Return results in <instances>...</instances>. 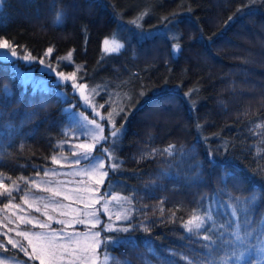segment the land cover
I'll return each instance as SVG.
<instances>
[{"label": "trees", "instance_id": "1", "mask_svg": "<svg viewBox=\"0 0 264 264\" xmlns=\"http://www.w3.org/2000/svg\"><path fill=\"white\" fill-rule=\"evenodd\" d=\"M145 12L137 21L142 26L132 23ZM171 13L174 26L163 20ZM177 32L182 49L173 55L169 36ZM0 38L37 58L49 47L53 61L71 54L80 81L100 86L98 103L111 98L125 108L126 119H115L124 125L114 152L119 167L108 170L104 185L130 198L124 222L130 230L101 235L119 241L101 247L115 264H187L184 256L202 257L204 264H224L226 256L227 264H264V240L255 233L208 249L183 227L209 203L225 223L235 197L254 196L253 227L264 220V127H258L264 125V0H1ZM109 38L123 48L106 52ZM26 67L0 59V180L21 186L11 196L20 202L26 181L55 165L72 121L66 106L83 107L53 76L45 84L21 76ZM123 91L131 100L121 104ZM107 105L105 113L112 110ZM169 145L176 146L173 155L140 159ZM5 197L0 253L39 264L7 243L9 227L25 224L4 207ZM223 239L234 237L225 232Z\"/></svg>", "mask_w": 264, "mask_h": 264}, {"label": "snow or ice", "instance_id": "2", "mask_svg": "<svg viewBox=\"0 0 264 264\" xmlns=\"http://www.w3.org/2000/svg\"><path fill=\"white\" fill-rule=\"evenodd\" d=\"M240 11V9H238ZM148 13H141L140 16L136 18V20L132 21V23L137 24V27L142 25L138 24L137 21L141 20L144 15ZM176 13H171L169 16L163 18L168 24L175 25L178 21H175ZM231 19V18H230ZM57 20H60V17H57ZM169 40L172 41V53L176 55L182 49V45L180 43V34L173 33L169 36ZM105 51L109 53L119 52L121 48H123V44L119 43L117 40L113 39L111 41V46L109 47L110 41L108 39L104 40ZM0 49L7 50L12 57H17V47L14 44L9 43L7 39L0 41ZM53 53V48L49 47L46 52L45 56H51ZM71 54L68 57L61 58L58 60L57 63L60 64L62 61L67 60L68 63L64 64L65 67H76L70 61ZM23 60H33L30 53L22 55L19 57ZM41 65L45 64L44 59H40L38 61ZM47 68L52 69V64L49 63L45 65ZM82 69L76 67V70L71 72L70 74H65L64 72H55V75L67 86L71 87L74 92L79 93V96L84 100L86 105V111H92L94 117H99L101 121H104L108 125V135H104V127L102 123H98L96 118L89 119L83 113L76 112L73 108L72 115L77 118L78 120V128L79 130L90 140L91 143H79L73 145V147L77 150L73 154L77 156V159L74 161L75 164H79L80 160L83 159L87 162L86 167L79 169V171L75 174L78 175H87L91 176L94 172H102L103 176H107L108 170L115 171L119 167V157L114 155L115 148L118 146L119 139L122 135L124 125L121 123L119 127L115 124L116 117H121L122 120L126 119V112L125 108L119 105H114L111 101V98L105 101V103L109 104L112 110L108 111L106 115L101 116L100 113L97 111V108H103L104 105H95L92 103L89 96H85V90H88L92 97L99 95L100 86L97 85L89 89L87 83H80L79 80L83 79L82 76H78V72H81ZM196 91L193 89L191 92L186 93L187 96H191L192 92ZM143 95V93H141ZM125 98L127 100H131V97L125 94ZM124 115H121V114ZM202 125L199 123L197 124V128H201ZM258 127H264V125H258ZM75 135V131L70 129L68 132L65 133L66 137ZM76 139H79V136H76ZM206 139V138H205ZM67 142V141H66ZM101 145V154L93 155V150L95 149L96 145ZM105 144H109L110 147H104ZM176 148L175 145H169L167 148L163 150L151 149L148 152H145L141 155L140 159H148L150 156L156 155L158 152H163L168 155L174 154V149ZM227 151V147L224 148ZM259 151V149H258ZM107 158V170H105V159ZM53 161L59 163L55 157H52ZM264 172V169H260ZM55 174V173H53ZM47 175V173L45 174ZM15 183V182H13ZM27 183V182H26ZM33 183H35L33 181ZM95 183L100 185L102 180H96ZM38 188L39 185H36ZM0 195H5L8 197L12 196V191L8 189L7 185L0 182ZM44 191L51 192L53 197L62 196L63 193L60 191H55L50 188H45ZM78 192L76 203H80L83 201V195L79 194L81 190H76ZM86 193H93L95 190L91 187L85 188L83 190ZM38 199H43L42 197H38ZM65 199H69L65 197ZM111 200L116 201L117 204L120 205L122 209V214L117 213L115 215V219L117 221L120 220H129L130 219V211L129 209L124 208V204L127 203L130 198L129 197H118L112 196ZM233 203H229L228 208L230 209L229 217L225 223H218L217 217L214 215L216 212V208L213 207L212 203H209L206 208L203 210L196 209L193 210L192 215L186 221H183L184 229L193 235L200 236L203 241L207 243L204 245L205 248L211 249L213 245H216L217 240L221 241V244L225 243H235V242H243L245 240L250 239L254 233L258 239L264 240V220L259 222V228L256 229L253 227V220L250 218V210L251 205L255 201V197H248V198H240L235 197ZM25 203H28L27 199L24 200ZM99 203V201H96ZM110 201H105L103 204V211L107 213L109 211L108 204ZM163 203V202H161ZM13 205L5 204V208L12 207ZM31 207V205H29ZM49 205H45L47 208ZM53 207H69V205H64L61 203H55L52 205ZM90 205H85V207H89ZM15 207H19V205H15ZM39 211V209H37ZM73 211H76L73 209ZM99 209H95L93 212L88 213L87 215L90 217L89 224L90 229L95 228L97 225L101 223L99 216L97 213ZM67 215L68 213H64ZM47 215V212H45ZM161 215H163V209H161ZM174 215V213H173ZM111 219V217H109ZM48 221L53 219L52 216L47 217ZM94 219L95 223H91V220ZM22 223L28 224L33 223L31 220H26L24 217H20ZM59 224H66L65 220H59ZM78 224H84L85 220L79 219L76 220ZM210 225V226H209ZM34 227L38 226L40 229H49L47 232H20L18 233L19 236L27 238L28 245L31 246V252L23 246L19 244V242L12 240L11 238L8 239L7 243L11 244L12 247L15 249L19 247V251L24 253L26 256L29 257L30 260H38L40 264H85V261H91V264H97L98 258L96 257L95 253L97 249L100 247L101 244L107 246L108 244L118 243V240H114L112 237H105L104 240L100 239L101 232L100 231H90L88 234L84 236V242H81L79 238L81 234L74 233L69 234L66 231H58L56 229H50L49 224L46 222H39L37 221ZM244 228L242 233L241 229ZM130 227H119L112 229L108 226H105L104 231H117V232H128ZM150 229L145 225L144 231H149ZM201 231H203V235L201 236ZM225 232H230L231 235L234 237L232 241H226L223 239ZM6 235V234H5ZM72 236H76L77 239H73ZM34 240L36 243H34ZM2 247V245H0ZM15 259V258H13ZM105 264H107L108 257L105 255ZM187 264H204V258H197L195 256L189 257L184 256L182 258ZM224 264H227L228 257H224ZM0 264H3V261H0Z\"/></svg>", "mask_w": 264, "mask_h": 264}, {"label": "rangeland", "instance_id": "3", "mask_svg": "<svg viewBox=\"0 0 264 264\" xmlns=\"http://www.w3.org/2000/svg\"><path fill=\"white\" fill-rule=\"evenodd\" d=\"M1 2V0H0ZM114 38H109L110 41L109 47L111 46V41ZM4 40V38H0V41ZM116 40V39H115ZM118 41V40H117ZM119 42V41H118ZM120 43V42H119ZM105 48V45H104ZM27 51H18L17 50V57H12L10 53L7 50L0 49V59L5 60H17L20 62H23L27 67L25 69L20 70L21 76H23L26 79L35 81L36 83H43L47 82V78L50 76H53L54 81L60 82L64 84L56 75L55 72H64L66 75L70 74L74 70H76V67H62L63 63H68L69 61L64 60L60 64L57 63L58 60H51L50 56H45L43 54L42 57L37 58L35 56H32L33 60H23L20 59L22 55L28 54ZM40 59H44L45 64L41 65L38 63ZM61 60V59H59ZM70 61L73 65H75V62L70 58ZM51 63L52 69L47 68L45 65ZM76 66V65H75ZM37 71L40 72V74H37ZM44 72V73H42ZM80 83V80L78 81ZM89 89L96 87V85H89ZM60 93L63 96V98L66 96V93L64 90L60 89ZM76 93V92H75ZM79 97L82 108L76 109L73 104L66 106V110L70 113L72 117V121L67 124L64 127V134L68 132L70 129L75 131V135L69 136L66 138H63L58 144H59V150L54 155L57 161L59 163L55 162V165L52 167L44 169V172L42 175H36L33 176L31 179L26 181L27 183V191L21 192V199L23 200L20 202L19 200H13L12 197H5L6 203L13 205L10 208H14L16 210V213L18 216H16V220L19 217H24L26 220H31L33 223L25 224V227L20 228H14L9 227L10 232H8L7 237L8 239L11 238L14 241L19 242V244L25 243V247L28 249L29 252H31V246L28 245L27 238L21 237L18 235L20 232H29V233H35V232H47L49 229H40L38 226L34 227L33 225L39 221V222H46L49 224L50 229H56L58 231H66L69 234L79 233L81 242H84V236L88 234L90 231H100L101 235L104 231L105 226H108L112 229L119 228V227H125L124 222L126 220H120L117 221L115 219V215L117 213L122 214V209L119 204L116 203V201L111 200L112 196H118V197H125L122 193H118L115 190H113L112 185H105L106 176L102 175V172H94L91 174V176L87 175H78L75 174L79 171V169H82L86 167L87 162L83 159L80 160V163L77 165L75 164V160L77 159V156H75L73 153L77 151L73 145L79 144V143H91L92 141L90 138L86 137L78 128V120L76 117L72 115V110L79 113H83L85 116H87L89 119L96 118L98 123H102L104 127V135H108V125L106 122L101 121L99 117H94L92 111H86V105L84 103V100L79 96V93H76ZM85 96H89L92 103L95 105H100L105 103L99 102L95 99V97H92L88 90H85ZM125 94L126 92L123 91V94H117V99L120 101L121 104L125 103ZM98 96V95H97ZM109 106V105H107ZM97 111L100 113L101 116L106 115L103 111V108H97ZM76 136H79V139H76ZM67 141V142H66ZM104 147H110V145H105ZM101 154V145L97 144L95 149L93 150V155H99ZM115 155V154H114ZM107 158L105 159V170H107ZM47 173V175H45ZM55 173V174H53ZM108 175V174H107ZM96 180H102V183L100 185H97L95 183ZM33 181L35 183H33ZM3 184H5L2 180H0ZM7 185L8 189L12 191V195L15 194V192L20 190V185L18 184H5ZM36 185H39L37 188ZM91 187L95 191L91 194L84 192L83 190L85 188ZM45 188H50L55 191H60L63 193L62 196L53 197L51 192L44 191ZM76 190H81L79 194L83 195V201L80 203H76L78 197V192ZM3 190H0L2 192ZM1 196V195H0ZM38 197H42L43 199H38ZM65 197H68L69 199H65ZM27 199L28 203H25L24 200ZM96 201H99V203H96ZM105 201H110L108 204L109 211L105 213L103 211V204ZM61 203L64 205H69V207H53L52 205L55 203ZM22 203V204H21ZM15 205H19V207H15ZM31 205V207L29 206ZM45 205H49L47 208H45ZM85 205H90L89 207H85ZM19 208H21L19 210ZM124 208L129 209V203L124 204ZM39 209V211H37ZM75 209L76 211H73ZM95 209H99L100 211L97 213L99 216V219L101 223L97 225L95 228L90 229L89 220L90 217L87 215L88 213L93 212ZM45 212H47V215H45ZM64 213H68L65 215ZM52 216L53 219L51 221H48L47 217ZM111 217V219L109 218ZM83 219L85 220L84 224H78L76 223V220ZM14 220V222L16 221ZM59 220H65L66 224L62 225L59 224ZM13 221V220H12ZM21 222V220H20ZM22 223V222H21ZM91 223H95V220L92 219ZM15 233V234H12ZM109 232V231H107ZM117 232V231H116ZM73 239H77L76 236H72ZM100 239L102 240V236H100ZM34 243L36 241L34 240ZM102 244L97 249L95 255L98 258L97 264H105V255H107L108 260L107 264H115L116 262L113 261L111 258L110 252L106 251L105 249H102ZM15 258V259H13ZM0 261H3V264H31L28 262H25L24 260H21L16 257H9L7 255H4L0 253ZM32 261V260H31ZM38 261V260H37ZM39 262V261H38ZM40 264V262H39ZM79 264V262H77ZM85 264H91V261H85Z\"/></svg>", "mask_w": 264, "mask_h": 264}]
</instances>
